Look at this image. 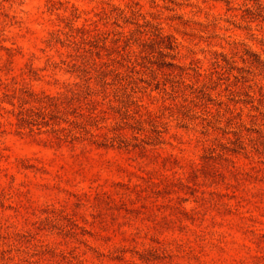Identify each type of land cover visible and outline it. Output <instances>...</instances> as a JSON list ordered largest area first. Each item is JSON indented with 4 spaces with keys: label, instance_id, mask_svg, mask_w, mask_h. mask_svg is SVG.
Wrapping results in <instances>:
<instances>
[{
    "label": "rangeland",
    "instance_id": "1",
    "mask_svg": "<svg viewBox=\"0 0 264 264\" xmlns=\"http://www.w3.org/2000/svg\"><path fill=\"white\" fill-rule=\"evenodd\" d=\"M263 62L264 0H0V264H264Z\"/></svg>",
    "mask_w": 264,
    "mask_h": 264
},
{
    "label": "trees",
    "instance_id": "2",
    "mask_svg": "<svg viewBox=\"0 0 264 264\" xmlns=\"http://www.w3.org/2000/svg\"><path fill=\"white\" fill-rule=\"evenodd\" d=\"M164 37V36H163ZM224 58H225V56H224ZM245 59V58H244ZM225 61L226 62H229V60L228 59H226L225 58ZM251 63H253L252 61H251ZM264 63V62H263ZM213 65H215L216 67H223L224 65H223V63L222 62H220L219 60H216V61H214L213 62ZM75 85H77V84H75ZM72 94H76V91H75V89H73L72 88ZM64 129H67V128H64ZM71 131H72V129H70Z\"/></svg>",
    "mask_w": 264,
    "mask_h": 264
}]
</instances>
